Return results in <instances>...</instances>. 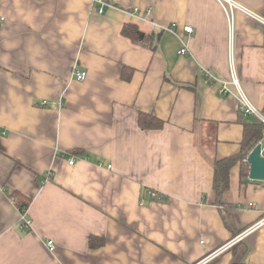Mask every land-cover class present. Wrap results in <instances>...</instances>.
Segmentation results:
<instances>
[{
    "label": "crops",
    "instance_id": "obj_1",
    "mask_svg": "<svg viewBox=\"0 0 264 264\" xmlns=\"http://www.w3.org/2000/svg\"><path fill=\"white\" fill-rule=\"evenodd\" d=\"M102 1L0 0V264H196L264 216L241 163L228 209L214 193L215 161L259 123L219 80L236 70L264 114V0ZM239 262L264 264V225L208 264Z\"/></svg>",
    "mask_w": 264,
    "mask_h": 264
},
{
    "label": "trees",
    "instance_id": "obj_2",
    "mask_svg": "<svg viewBox=\"0 0 264 264\" xmlns=\"http://www.w3.org/2000/svg\"><path fill=\"white\" fill-rule=\"evenodd\" d=\"M122 34L129 38L133 43H140L144 39V33L139 29L137 25L127 24L123 27ZM164 122L154 116H150L149 114L140 113L139 117V125L143 129H159L163 127ZM264 125L259 121V123L252 124L250 128H246L245 137L242 143L241 152L232 158L227 159H219L214 163L215 168V181H214V193L216 196V200L220 203L221 209H228L229 207L223 205L220 201V197L223 193H225L229 189V172L230 169L235 166L237 163H241V175L242 178L248 176L249 168L248 163L245 162V159L249 155V153L254 149V147L263 140L264 137ZM18 195V205L24 213L26 212V208L29 206V201L25 199L20 194ZM223 205V207H222ZM234 231V235L239 233L236 230ZM105 241L101 238L91 237L89 244L91 248H97L103 246ZM236 264H245L243 262H239Z\"/></svg>",
    "mask_w": 264,
    "mask_h": 264
},
{
    "label": "built area",
    "instance_id": "obj_3",
    "mask_svg": "<svg viewBox=\"0 0 264 264\" xmlns=\"http://www.w3.org/2000/svg\"><path fill=\"white\" fill-rule=\"evenodd\" d=\"M97 3H99V8H97V12L98 13H102L103 12V8L104 6H111L108 3H104L102 0H96ZM219 4H221V6L223 8L226 9V7H230L231 6V1L230 0H216ZM133 15H137L139 17L142 16L141 12L139 11L138 8H134L133 11H131ZM150 13V10H148V14ZM142 20H145V17H141ZM5 21L4 17H0V26H2L3 22ZM175 27L176 25L173 24L171 27L167 28V30L171 31V32H175ZM184 30L187 33H192L193 29L190 26H185ZM187 46L184 45L180 51V53H186L187 52ZM73 74L75 75V77L78 80H84L86 78V73L85 72H81L78 71L77 69H74ZM216 81V79H215ZM220 84H221V92L224 95H234L231 87L233 86L235 88V92H236V98L238 100L239 103V110L240 112L245 115V116H254L256 117L263 125H264V114L261 113L255 106H253V104L251 103V101L248 99V97L246 96L244 90L241 88L240 85V81L238 79V74L236 70H232L231 71V76L230 79L228 80H219ZM2 135H5V132H1ZM264 156V149H262V153ZM245 162H247V158L245 159ZM74 163V161H70V164L72 165ZM153 195L155 196V193H153ZM251 207L254 208L256 210V206L254 204H251ZM264 225V216L258 221L256 222L254 225H252L251 227H249L248 229H246L245 231H243L242 233H240L239 235H237L236 237H234L231 241H229L228 243H226L225 245L219 247L217 250H215L214 252L208 254L207 256H205L203 259H201L199 262H197L196 264H208L212 259L218 257L219 255H221L222 253L226 252L227 250H229L231 247H233L234 245H236L237 243L241 242L248 234L254 232L256 229L262 227ZM48 246L50 248V250L54 249V243L53 241H48Z\"/></svg>",
    "mask_w": 264,
    "mask_h": 264
},
{
    "label": "water",
    "instance_id": "obj_4",
    "mask_svg": "<svg viewBox=\"0 0 264 264\" xmlns=\"http://www.w3.org/2000/svg\"><path fill=\"white\" fill-rule=\"evenodd\" d=\"M264 145L263 141L258 143L249 153L247 163L249 164V177L251 180L264 181V156L261 154Z\"/></svg>",
    "mask_w": 264,
    "mask_h": 264
}]
</instances>
